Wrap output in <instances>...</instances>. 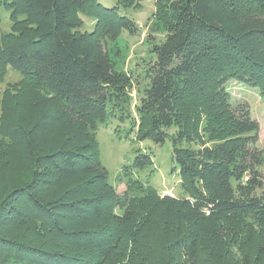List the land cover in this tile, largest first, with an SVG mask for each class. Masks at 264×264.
I'll use <instances>...</instances> for the list:
<instances>
[{"label": "trees", "instance_id": "16d2710c", "mask_svg": "<svg viewBox=\"0 0 264 264\" xmlns=\"http://www.w3.org/2000/svg\"><path fill=\"white\" fill-rule=\"evenodd\" d=\"M2 4L11 5L10 18L22 27L0 33V77L9 67L30 77L18 106H0V125L15 148L1 149L0 177H19L0 195V227L30 223L15 236L0 231V264H180L182 245L201 262L199 224L227 216L263 225L255 256L264 264L259 126L248 103L232 105L226 89L232 79L264 95V0H180L172 20L160 12L164 39L149 49L146 83L133 107L138 121L131 119L133 79L117 69L107 49L122 30L136 27L119 14V2ZM86 11L94 26L82 32L79 13ZM128 119L140 141L169 139L183 199L160 197L132 177V167L152 163L146 153H137L116 178L125 186L120 198L110 188L96 133ZM153 200L156 206H148ZM131 202L140 217L128 210ZM127 203L123 216L113 212ZM172 204L186 213L162 209ZM34 222L76 250L35 244ZM242 253L247 263L250 254Z\"/></svg>", "mask_w": 264, "mask_h": 264}, {"label": "rangeland", "instance_id": "374dc122", "mask_svg": "<svg viewBox=\"0 0 264 264\" xmlns=\"http://www.w3.org/2000/svg\"><path fill=\"white\" fill-rule=\"evenodd\" d=\"M97 1L105 7L114 6L119 2L123 6L119 7V14L129 18L136 26L133 32L122 30L115 42H107V49L109 50V57H111L117 69L126 71L133 79L131 119L138 121L133 107L137 101L138 91H141L146 83L144 70L151 58L149 49L152 43L164 39L163 16L159 13L165 11L168 16L172 15L170 17L172 20L176 12L175 7L180 3V0ZM10 6L0 5V33H7L12 31V29L17 31L18 27H22V23L19 24L17 19L10 18ZM87 12L89 11H86V14L79 13L82 19V27L80 29L82 32L91 31L94 26V21ZM27 23L33 24L28 21ZM100 25L102 26V23ZM99 34V36H102L101 33ZM106 38L109 40L108 36ZM102 39L103 43H106L105 39ZM27 77L30 76L28 74L25 75L22 71H17L10 67L6 69L4 75L0 77V106L9 104L18 106L17 100L26 88L24 85L28 84ZM226 89L232 105L239 102L248 103L250 115L259 126L256 147L264 154V95L259 93V88L256 85L232 79L227 82ZM1 109L0 107V121L3 116ZM131 119L122 123L113 121L107 126H99L96 133L99 160L109 174L110 188L115 190L117 198H120L125 186L124 183L117 182L116 178L120 175L125 165H133L137 153H146L150 156L152 163L143 168L132 167V177L149 184L155 189L156 195L160 197L170 196L176 199H183L185 196L180 187L178 169L174 161H172L171 142L169 139H166L161 144L154 143L149 139L138 140L135 130H130ZM8 133L0 125V152L1 149H10V152L15 149L10 144ZM2 158L4 159V157L0 156V165ZM17 166L19 165L17 164ZM1 171L2 167H0ZM16 171L18 174H22L21 177L26 176L21 169L17 168ZM261 172L264 174V164L261 167ZM0 175H2V172ZM18 181L19 177L13 178L12 182L0 177V195L6 193L7 188ZM130 204L131 207H129ZM130 204L127 203L124 208L115 207L113 212L121 217L124 215L126 208L129 207L128 210H132L136 216L140 217L142 213L138 204L136 202H131ZM148 206H156L155 201L149 202ZM162 209L173 214L186 213L181 204L163 205ZM185 219L189 223L193 220L191 216H186ZM195 221L199 220H193L192 223ZM5 223L7 224L0 227V231L6 235L15 236L26 231V227L30 222L24 223L20 227L18 224L14 225L11 221ZM183 229L185 228L181 230ZM262 230L263 225L258 226L247 218L235 216L208 218L207 222L199 224L200 240L204 244L199 257L201 262L193 260L184 248L187 245H182L180 249V253H182L180 264H262L261 260L255 256L259 232ZM33 231L39 232V234L34 235L35 239L30 236L35 244L46 243V245L60 250L72 252L76 250L71 245L60 242L62 239L60 240L53 232L47 231L39 222H34ZM245 251L250 254L247 263H244L243 260L242 252Z\"/></svg>", "mask_w": 264, "mask_h": 264}]
</instances>
